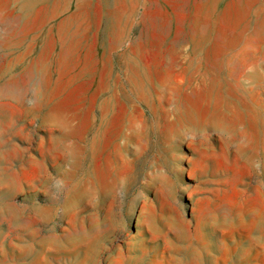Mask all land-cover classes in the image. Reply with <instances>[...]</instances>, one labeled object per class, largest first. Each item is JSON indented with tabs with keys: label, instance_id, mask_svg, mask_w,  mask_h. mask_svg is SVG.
<instances>
[{
	"label": "rangeland",
	"instance_id": "1",
	"mask_svg": "<svg viewBox=\"0 0 264 264\" xmlns=\"http://www.w3.org/2000/svg\"><path fill=\"white\" fill-rule=\"evenodd\" d=\"M0 264H264V0H0Z\"/></svg>",
	"mask_w": 264,
	"mask_h": 264
},
{
	"label": "bare ground",
	"instance_id": "2",
	"mask_svg": "<svg viewBox=\"0 0 264 264\" xmlns=\"http://www.w3.org/2000/svg\"><path fill=\"white\" fill-rule=\"evenodd\" d=\"M29 2V1H28ZM31 2V4H32V1H30ZM27 4V3H26ZM29 4V3H28ZM30 5V4H29ZM27 7H28V5H27Z\"/></svg>",
	"mask_w": 264,
	"mask_h": 264
}]
</instances>
